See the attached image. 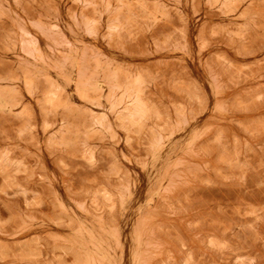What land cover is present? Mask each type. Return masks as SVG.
Returning <instances> with one entry per match:
<instances>
[{
  "label": "rangeland",
  "instance_id": "374dc122",
  "mask_svg": "<svg viewBox=\"0 0 264 264\" xmlns=\"http://www.w3.org/2000/svg\"><path fill=\"white\" fill-rule=\"evenodd\" d=\"M0 264H264V0H0Z\"/></svg>",
  "mask_w": 264,
  "mask_h": 264
}]
</instances>
